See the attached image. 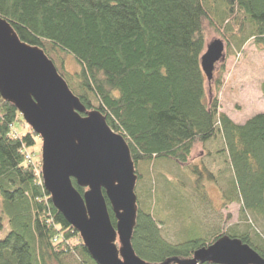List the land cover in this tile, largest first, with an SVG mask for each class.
<instances>
[{"label": "trees", "instance_id": "trees-1", "mask_svg": "<svg viewBox=\"0 0 264 264\" xmlns=\"http://www.w3.org/2000/svg\"><path fill=\"white\" fill-rule=\"evenodd\" d=\"M0 18L42 50L86 111L100 112L126 142L137 176L131 245L139 258L186 260L229 237L264 260V112L234 123L219 111L221 80L208 95L200 65L213 36L227 55L251 39L264 47V0H0ZM64 56L77 71L65 68ZM38 140L0 97V264H96L43 186ZM199 148L209 161L191 164ZM183 172L191 192L179 186ZM204 180L224 181V198L241 203L239 229L221 231L192 212L193 196L207 201ZM168 231L174 242L163 236Z\"/></svg>", "mask_w": 264, "mask_h": 264}, {"label": "water", "instance_id": "water-1", "mask_svg": "<svg viewBox=\"0 0 264 264\" xmlns=\"http://www.w3.org/2000/svg\"><path fill=\"white\" fill-rule=\"evenodd\" d=\"M224 47L220 39L206 46L200 65L207 81L224 59ZM0 97L39 137L43 186L96 264H264L249 246L229 237L196 250L186 260L148 263L139 258L131 245L137 176L126 142L100 112L86 111L44 52L21 42L2 18ZM72 180L86 189L83 195Z\"/></svg>", "mask_w": 264, "mask_h": 264}, {"label": "rangeland", "instance_id": "rangeland-1", "mask_svg": "<svg viewBox=\"0 0 264 264\" xmlns=\"http://www.w3.org/2000/svg\"><path fill=\"white\" fill-rule=\"evenodd\" d=\"M216 39L219 38H217V36L211 37L206 45ZM233 52L234 50L230 55L224 53V59L216 64L211 81H207L206 89L208 95L210 91L216 92L217 82L218 80H221L220 90L217 93L219 111L224 113L234 123L242 124L255 114L264 112V97L261 92V83L264 81V47H258L251 39L244 45L241 53ZM64 64L69 72H75L78 70L77 63L70 57L64 56ZM14 128L17 131L22 130V126L19 123H16ZM209 148H211L210 145H207L208 150ZM40 150L41 141L38 140L36 148L33 150L36 153L37 158H40ZM203 159L205 160V155L203 150L199 148L192 153L190 163L198 164L199 162H202ZM208 161L209 160L207 159L206 162ZM206 167L211 171L218 166L216 167L211 163H206ZM165 173H167V170H165ZM180 174L185 175V185L179 186L183 189H187L188 186L189 192H191L190 184L192 181L189 176L190 174L188 172ZM155 175L156 174L154 173V176ZM223 182L215 185L204 180L203 193L207 201H205V199H201L200 201V198L197 199L193 196L192 200L194 203L192 206V212H201L200 217L204 224L210 226L216 224L220 226L221 231H228V229H234L235 227H237L236 229H239L240 225L238 226V222L241 203L234 199L231 200L224 198L226 186H224ZM144 183L145 182H141L140 184L142 185ZM203 213L206 214L204 215ZM191 218L195 219L197 216L191 214ZM246 221L250 223L252 218L248 215ZM163 236H165V239L168 241H175L173 240L174 238L171 231H168L167 234H163Z\"/></svg>", "mask_w": 264, "mask_h": 264}]
</instances>
